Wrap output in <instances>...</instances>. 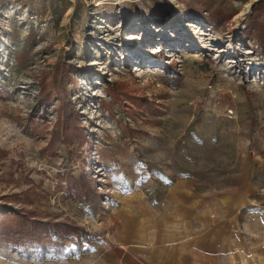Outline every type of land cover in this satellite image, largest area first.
I'll return each mask as SVG.
<instances>
[{
	"label": "rangeland",
	"instance_id": "374dc122",
	"mask_svg": "<svg viewBox=\"0 0 264 264\" xmlns=\"http://www.w3.org/2000/svg\"><path fill=\"white\" fill-rule=\"evenodd\" d=\"M7 201L84 233L0 264H264V0H0Z\"/></svg>",
	"mask_w": 264,
	"mask_h": 264
},
{
	"label": "trees",
	"instance_id": "16d2710c",
	"mask_svg": "<svg viewBox=\"0 0 264 264\" xmlns=\"http://www.w3.org/2000/svg\"><path fill=\"white\" fill-rule=\"evenodd\" d=\"M73 180L81 181L75 178ZM83 186L88 187L84 183ZM95 197L96 195L92 196ZM8 204L7 201L0 205V247H7L23 254L37 248L63 251L66 241L71 238V232L84 233L83 230L76 228L68 232L65 224L41 220L31 211Z\"/></svg>",
	"mask_w": 264,
	"mask_h": 264
}]
</instances>
